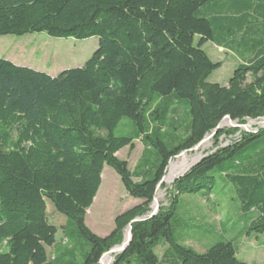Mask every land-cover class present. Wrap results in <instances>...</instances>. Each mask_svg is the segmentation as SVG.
Listing matches in <instances>:
<instances>
[{
	"label": "trees",
	"instance_id": "1",
	"mask_svg": "<svg viewBox=\"0 0 264 264\" xmlns=\"http://www.w3.org/2000/svg\"><path fill=\"white\" fill-rule=\"evenodd\" d=\"M34 33L98 37L99 47L57 75L0 57V264H100L129 224L113 264H248L231 241L203 253L183 244L174 221L181 196L210 197L220 178L243 213H257L249 233H264V127L202 158L174 182L170 207L132 221L150 210L174 157L227 132L217 129L227 116L264 118V0H0V37ZM209 41L247 58L227 84L209 82L222 67ZM123 119L132 131L117 135ZM136 139L149 150L131 171L117 154ZM106 165L142 203L101 237L86 216Z\"/></svg>",
	"mask_w": 264,
	"mask_h": 264
},
{
	"label": "rangeland",
	"instance_id": "2",
	"mask_svg": "<svg viewBox=\"0 0 264 264\" xmlns=\"http://www.w3.org/2000/svg\"><path fill=\"white\" fill-rule=\"evenodd\" d=\"M98 47V37L88 39L55 38L46 33L0 37V57L17 65L30 67L51 75H57L66 69L82 67ZM203 49L213 61L222 62V67L214 71L209 77L211 83L226 84L233 76L237 65L247 59L246 56L237 52L221 49L210 41L203 46ZM179 116L184 117L183 108L179 109ZM225 121L226 123H222L221 129H225L227 132L218 136L216 132L209 134L210 137L196 150L184 154L180 153L172 159L171 164L173 162L188 164L178 176L183 174L188 167L190 168L220 147H227L235 140L240 139L242 133L254 132L253 130L256 128H262L263 118H248L244 122ZM128 122H130L128 119H123L116 131L117 135H127L132 131L124 128V124ZM148 150L149 148L143 144L142 140L136 139L133 148L128 146L122 149L117 156L127 161L130 170L135 171L140 159L145 156L144 154ZM184 156L185 159L182 161ZM171 164L166 174H168ZM103 176L97 198L87 211L86 224L95 234L106 237L115 229L116 217L126 209L142 203V200L136 199L128 193L120 175L112 167L106 165ZM178 176L171 182H163L158 188L156 215L161 208L170 207L173 201V184ZM135 180L138 181L139 179L136 178ZM223 182L222 179L218 178L217 185L210 197L193 194L180 197L177 219L174 221L176 235L183 244L193 247L200 253L205 252L218 241H231L237 249L239 259L248 264H264V233H249L250 218H255L257 213H243L235 192L230 185H225ZM152 212L153 204H151L147 214L142 217L146 218ZM52 219L59 222V225H61L60 221L64 222V219L54 218V216ZM192 223L197 226H192ZM206 230L209 232L206 233ZM126 231L127 229L124 232L122 242L126 239ZM62 236L63 233L59 229L57 240L48 247L51 258L55 244L60 242ZM167 249L168 245L164 240L155 249L162 263L166 260Z\"/></svg>",
	"mask_w": 264,
	"mask_h": 264
},
{
	"label": "water",
	"instance_id": "3",
	"mask_svg": "<svg viewBox=\"0 0 264 264\" xmlns=\"http://www.w3.org/2000/svg\"><path fill=\"white\" fill-rule=\"evenodd\" d=\"M225 120H228L229 122H234L233 120H232V118H231V116H227L221 123H220V125L217 127V129H219V128H221V125H222V123L225 121ZM262 127H264V118H263V123H262ZM216 129V130H217ZM258 129L259 128H256L255 130H253V131H255V132H257L258 131ZM215 132V131H214ZM210 136H207V137H205L198 145H196L193 149H191V150H196L203 142H205L208 138H209ZM190 150V151H191ZM186 152H188V151H184V152H182L181 154H184V153H186ZM172 161V160H171ZM171 161H170V163H171ZM199 162V161H198ZM170 163H169V165H170ZM195 165V164H194ZM192 167V166H191ZM190 167V168H191ZM189 167L185 170V172L183 173V174H185L189 169H190ZM183 174H181V175H179L178 177H180V176H182ZM177 177V178H178ZM165 178V177H164ZM164 178L161 180V182L159 183V185H158V187H157V190H158V188L160 187V185L164 182ZM153 212L148 216V217H146V218H144V217H138V218H136V219H134L133 221H132V223L133 222H137V221H141V220H145V219H148V218H152V217H154L155 215H156V213H157V210H158V203H157V199H156V197L154 198V201H153ZM132 224H129V226L127 227V231H126V239L122 242V244H120V245H117V246H115V247H113L112 249H110L108 252H106L103 256H102V258H101V260H100V264L102 263V261H103V258L107 255V254H109V253H115V254H119V253H122V252H124L126 249H127V247L129 246V244H130V242H131V240H132V226H131Z\"/></svg>",
	"mask_w": 264,
	"mask_h": 264
},
{
	"label": "bare ground",
	"instance_id": "4",
	"mask_svg": "<svg viewBox=\"0 0 264 264\" xmlns=\"http://www.w3.org/2000/svg\"><path fill=\"white\" fill-rule=\"evenodd\" d=\"M226 123V121L223 122V124ZM222 124V125H223ZM204 143V142H203ZM202 143V144H203ZM185 159V156L182 158V161ZM186 163L181 162H173L170 166L169 172L167 176L164 178V182H171L176 176H178L179 173H181L187 166ZM104 177V176H103ZM115 253H109L104 258L101 264H111L114 261Z\"/></svg>",
	"mask_w": 264,
	"mask_h": 264
},
{
	"label": "crops",
	"instance_id": "5",
	"mask_svg": "<svg viewBox=\"0 0 264 264\" xmlns=\"http://www.w3.org/2000/svg\"><path fill=\"white\" fill-rule=\"evenodd\" d=\"M214 44V43H213ZM214 45H216V44H214ZM217 47H219V48H221V49H224V50H229V51H232V50H230V49H228V48H225V47H223V46H218V45H216ZM234 52V51H233ZM240 64V63H239ZM227 84V83H226ZM102 177H103V175H102ZM97 198V197H96ZM96 198H95V200H96ZM95 202V201H94ZM127 210V209H126Z\"/></svg>",
	"mask_w": 264,
	"mask_h": 264
}]
</instances>
